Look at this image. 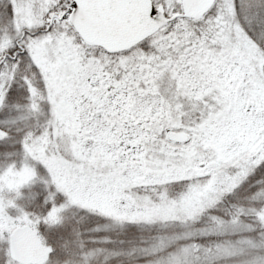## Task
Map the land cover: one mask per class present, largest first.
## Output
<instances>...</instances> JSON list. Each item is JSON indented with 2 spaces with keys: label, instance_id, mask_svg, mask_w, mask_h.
<instances>
[{
  "label": "snow or ice",
  "instance_id": "6c2138e0",
  "mask_svg": "<svg viewBox=\"0 0 264 264\" xmlns=\"http://www.w3.org/2000/svg\"><path fill=\"white\" fill-rule=\"evenodd\" d=\"M0 264H264V0H0Z\"/></svg>",
  "mask_w": 264,
  "mask_h": 264
}]
</instances>
